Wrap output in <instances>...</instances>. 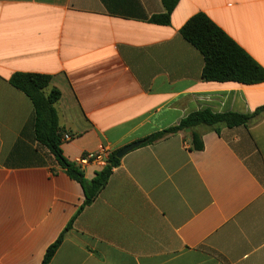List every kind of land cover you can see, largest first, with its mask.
Instances as JSON below:
<instances>
[{"label":"crops","instance_id":"obj_1","mask_svg":"<svg viewBox=\"0 0 264 264\" xmlns=\"http://www.w3.org/2000/svg\"><path fill=\"white\" fill-rule=\"evenodd\" d=\"M0 0V264H264V113L246 126L200 127L125 155L98 198L38 143L18 73L51 78L64 157L111 154L205 109L253 114L264 83L202 80V54L181 35L206 14L264 68V0ZM104 167L84 171L92 181Z\"/></svg>","mask_w":264,"mask_h":264},{"label":"trees","instance_id":"obj_2","mask_svg":"<svg viewBox=\"0 0 264 264\" xmlns=\"http://www.w3.org/2000/svg\"><path fill=\"white\" fill-rule=\"evenodd\" d=\"M180 0H162L164 12L153 16L151 22L167 26ZM182 37L196 48L204 57L202 80L206 82H234L243 85L264 83V68L242 49L224 30L217 26L206 14L198 13L193 16L181 30ZM11 84L24 92L32 101L35 108V133L39 144L46 147L56 158L60 167L68 176L81 184L86 206L94 202L106 187L113 169L120 166L118 152L113 153L108 165L92 181H87L84 172L74 163L69 162L61 148L63 131L59 124L58 112L55 108L60 100V92L56 89L49 93L47 89L51 78L45 75L18 73L11 78ZM264 113V107L253 114L225 113L217 114L210 109L200 110L188 115L178 125L153 134L139 141L140 147L153 145L170 136L184 133L190 139V150L201 152L204 141L200 127L218 131L221 126L235 128L246 126L254 118ZM190 130V133H186ZM73 221L68 225L61 237L49 247L42 264H50L60 248L65 234L71 229Z\"/></svg>","mask_w":264,"mask_h":264},{"label":"built area","instance_id":"obj_3","mask_svg":"<svg viewBox=\"0 0 264 264\" xmlns=\"http://www.w3.org/2000/svg\"><path fill=\"white\" fill-rule=\"evenodd\" d=\"M70 140V135H64L62 137V141ZM111 155V151L107 147L101 146L97 152L85 154L75 159L73 163L83 172L91 164H97L100 167L105 168L108 165V161Z\"/></svg>","mask_w":264,"mask_h":264},{"label":"water","instance_id":"obj_4","mask_svg":"<svg viewBox=\"0 0 264 264\" xmlns=\"http://www.w3.org/2000/svg\"><path fill=\"white\" fill-rule=\"evenodd\" d=\"M186 133H190V130H187ZM140 147V144L139 143H134L132 145H129V146H126L124 147L122 150H120L117 154V157L119 159H122L125 155H127L129 152L137 149Z\"/></svg>","mask_w":264,"mask_h":264}]
</instances>
